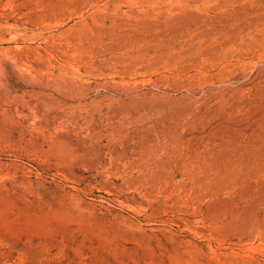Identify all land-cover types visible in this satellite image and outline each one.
I'll return each mask as SVG.
<instances>
[{
  "label": "rangeland",
  "instance_id": "obj_1",
  "mask_svg": "<svg viewBox=\"0 0 264 264\" xmlns=\"http://www.w3.org/2000/svg\"><path fill=\"white\" fill-rule=\"evenodd\" d=\"M0 264H264V0H0Z\"/></svg>",
  "mask_w": 264,
  "mask_h": 264
}]
</instances>
